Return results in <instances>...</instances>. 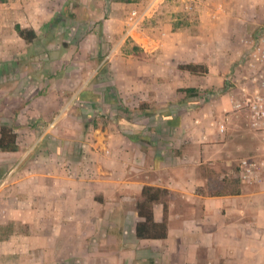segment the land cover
Instances as JSON below:
<instances>
[{
	"label": "crops",
	"instance_id": "crops-1",
	"mask_svg": "<svg viewBox=\"0 0 264 264\" xmlns=\"http://www.w3.org/2000/svg\"><path fill=\"white\" fill-rule=\"evenodd\" d=\"M104 1L32 0V24L6 20L19 7L0 1V66L24 58L21 44L51 43L71 11L77 56L105 61L111 82L104 101L99 84H82L74 100L15 111L19 151L0 152V264H264V183L237 176L264 147L226 91L227 79L250 85L239 60L264 26V0ZM137 5L156 13L128 32ZM143 189L164 239L136 235Z\"/></svg>",
	"mask_w": 264,
	"mask_h": 264
},
{
	"label": "rangeland",
	"instance_id": "rangeland-1",
	"mask_svg": "<svg viewBox=\"0 0 264 264\" xmlns=\"http://www.w3.org/2000/svg\"><path fill=\"white\" fill-rule=\"evenodd\" d=\"M5 4L13 3L18 5V11H8L6 5L3 14L6 16V20L11 23L17 21L21 24H32V0H0ZM78 0H68V3L75 4ZM104 1V0H103ZM105 0L104 2H107ZM119 3H125L124 0H115ZM136 3H141V0H133ZM137 10L141 13L145 7ZM154 7L151 9V15H154ZM11 9V8H9ZM17 9V8H16ZM0 8V19L2 20L3 14H1ZM74 12H60L63 17V25H60L59 34L52 37L51 43L44 44V41H37L36 46L31 45L23 46L24 58L17 59L7 58L8 60L3 61V66H0V126L7 125L13 127V122L17 117L15 111H26L25 114L29 115L31 111L28 108L29 105L36 104V101H44L48 96L52 94H62L63 100H74L76 98V92L82 84H99L101 96L100 100H106L108 93L110 92V77L107 75V63L103 61L100 64V60L79 58L78 53V33L75 28L76 23L69 19V14ZM2 15V16H1ZM59 14L54 18L57 19ZM4 19V18H3ZM149 19V18H148ZM57 21V20H56ZM8 22V21H7ZM68 23H70L68 25ZM72 29H71V26ZM14 45L13 42H9ZM49 45V49L46 46ZM32 49L35 50L36 56L32 59ZM50 52L51 54H47ZM58 52L60 54L58 55ZM66 53V54H65ZM90 56V55H89ZM100 57V56H99ZM15 58V59H14ZM84 67L85 75L79 72V69ZM93 70L99 71L94 73ZM53 90L51 93L49 90ZM61 90L63 92H61ZM53 95V96H54ZM55 97V96H54ZM38 104V108H40ZM78 109V108H75ZM72 109V110H75ZM33 111H36L32 108ZM57 114V113H55ZM74 114H76L74 112ZM108 113L102 114V117L108 118ZM55 115L52 116V118ZM39 121L42 119L38 118ZM76 121V119H75ZM37 127L44 128L46 123L43 121L36 124ZM257 140L260 143L261 148L264 147V135L256 133Z\"/></svg>",
	"mask_w": 264,
	"mask_h": 264
},
{
	"label": "built area",
	"instance_id": "built-area-1",
	"mask_svg": "<svg viewBox=\"0 0 264 264\" xmlns=\"http://www.w3.org/2000/svg\"><path fill=\"white\" fill-rule=\"evenodd\" d=\"M151 9L149 6L141 13L132 10L126 24L128 32L150 18ZM184 9L192 11L193 4H186ZM243 43L246 51L239 61L249 70L250 85H236L233 80L227 79L226 91L230 95L232 110L246 112L250 129L264 135V26L248 34ZM237 176L248 185L264 183V154L259 158L240 159Z\"/></svg>",
	"mask_w": 264,
	"mask_h": 264
},
{
	"label": "trees",
	"instance_id": "trees-1",
	"mask_svg": "<svg viewBox=\"0 0 264 264\" xmlns=\"http://www.w3.org/2000/svg\"><path fill=\"white\" fill-rule=\"evenodd\" d=\"M18 36L30 44L34 40L35 33L32 29H24L19 25L15 26ZM179 69L188 71L191 74H206L207 68L204 65L187 64L180 65ZM19 146L17 144V135L13 131L12 126H0V152H17ZM142 195L145 199L138 202L136 205V214L144 219L143 222L138 223L136 226V235L139 239H164L167 232V224L165 221L156 223L153 220L152 204L155 202L156 196L143 189Z\"/></svg>",
	"mask_w": 264,
	"mask_h": 264
}]
</instances>
